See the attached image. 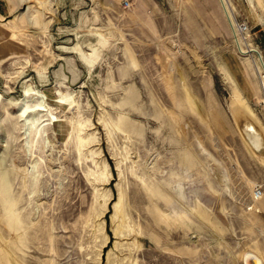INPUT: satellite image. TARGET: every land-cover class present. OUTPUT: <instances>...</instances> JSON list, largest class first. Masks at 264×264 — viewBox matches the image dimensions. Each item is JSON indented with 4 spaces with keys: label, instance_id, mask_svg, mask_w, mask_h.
<instances>
[{
    "label": "rangeland",
    "instance_id": "374dc122",
    "mask_svg": "<svg viewBox=\"0 0 264 264\" xmlns=\"http://www.w3.org/2000/svg\"><path fill=\"white\" fill-rule=\"evenodd\" d=\"M229 1L245 53L222 0H0V264L264 256V0Z\"/></svg>",
    "mask_w": 264,
    "mask_h": 264
},
{
    "label": "bare ground",
    "instance_id": "6f19581e",
    "mask_svg": "<svg viewBox=\"0 0 264 264\" xmlns=\"http://www.w3.org/2000/svg\"><path fill=\"white\" fill-rule=\"evenodd\" d=\"M222 4H223V8L226 12V15H228V17L230 18L231 27L235 32L236 40L238 41V43L240 45V50L243 53H245L244 49H243V45L241 44L240 38L242 37L243 41H245V42L247 41V38L249 35V34H247V36H246V33L249 32L248 31L249 30L248 25L246 23L240 24V23H238V21H235L234 14H232L233 11L231 8V3L229 0H222ZM244 27H246L247 29H245ZM248 51L252 52V51H257V50L254 48H250V49H248ZM261 59L262 58H260V61H261ZM254 65H256L255 67H258L257 63H255V62H254ZM261 65H262V68L264 69V60L262 61ZM261 78L264 79V74L261 75ZM237 112H238L239 124H240V127H241L243 133L246 135V137L249 138L250 143L255 148V150H257L260 153H264V136H263L262 132L258 129L256 123L254 122L252 117L248 113H246V111H237ZM254 189H255V192H254L255 199L256 200L263 199L264 193H262L260 196H257L255 185L249 186L250 192ZM120 198H122V196ZM116 210L119 212L120 216L123 217V209H122V204L120 203V201L116 205ZM120 227L121 226L119 225V228ZM247 253H250L252 255L251 257H248V262H251L253 264H259V263L264 264V259L262 258V256H260L259 254L255 253L253 251L244 252L243 259H245Z\"/></svg>",
    "mask_w": 264,
    "mask_h": 264
},
{
    "label": "crops",
    "instance_id": "0c3cea01",
    "mask_svg": "<svg viewBox=\"0 0 264 264\" xmlns=\"http://www.w3.org/2000/svg\"><path fill=\"white\" fill-rule=\"evenodd\" d=\"M262 200H264V198L261 199V200H255L253 203H247V205H246L247 208H246V209H248V208H249V209H253V208H255L256 210L259 211V210L261 209L260 206H261V204H262V203H261ZM250 204H253V206H250V207H249ZM243 254H244V252L242 253V256H243ZM259 255L262 256V258L264 259V256H263L262 254L259 253Z\"/></svg>",
    "mask_w": 264,
    "mask_h": 264
},
{
    "label": "water",
    "instance_id": "95a60500",
    "mask_svg": "<svg viewBox=\"0 0 264 264\" xmlns=\"http://www.w3.org/2000/svg\"><path fill=\"white\" fill-rule=\"evenodd\" d=\"M252 255L250 254V253H247L246 254V257H245V259H244V264H253V263H251V262H248V257H251ZM259 264H261V263H259Z\"/></svg>",
    "mask_w": 264,
    "mask_h": 264
},
{
    "label": "built area",
    "instance_id": "2783aa9c",
    "mask_svg": "<svg viewBox=\"0 0 264 264\" xmlns=\"http://www.w3.org/2000/svg\"><path fill=\"white\" fill-rule=\"evenodd\" d=\"M245 29H247L246 27H244ZM264 85V82H263ZM263 192L260 190V188H256V195L260 196Z\"/></svg>",
    "mask_w": 264,
    "mask_h": 264
}]
</instances>
